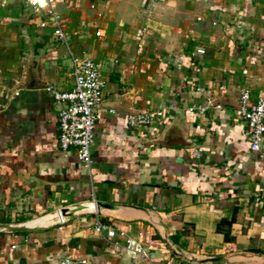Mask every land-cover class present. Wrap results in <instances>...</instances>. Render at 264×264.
<instances>
[{
    "label": "crops",
    "instance_id": "1",
    "mask_svg": "<svg viewBox=\"0 0 264 264\" xmlns=\"http://www.w3.org/2000/svg\"><path fill=\"white\" fill-rule=\"evenodd\" d=\"M49 6L62 37L46 8L0 0V222L82 200L116 207L0 233V264H264V138L253 151L236 112L242 90L264 98V0ZM73 56L105 81L88 166L60 150L46 90L71 87ZM138 112L150 124L131 126Z\"/></svg>",
    "mask_w": 264,
    "mask_h": 264
},
{
    "label": "built area",
    "instance_id": "2",
    "mask_svg": "<svg viewBox=\"0 0 264 264\" xmlns=\"http://www.w3.org/2000/svg\"><path fill=\"white\" fill-rule=\"evenodd\" d=\"M25 3L34 10L46 8L55 28L54 34L62 37L63 33L59 27V17L49 6V0L41 4L39 0ZM45 22L41 23L44 26ZM99 35V32H97ZM203 53L202 48L197 50ZM72 84L68 90H60L47 86L54 101L59 105L57 113L58 146L63 152L74 149L77 159L88 166L92 161L91 148L94 142V127L97 118V110L101 106L105 81L102 77L98 64L87 57H72ZM250 92L242 90L239 94L237 114L245 121L247 135L251 143V149L258 151L260 143L264 138V98H259L250 103ZM152 116L148 113L138 112L128 115V123L131 126H144L150 124ZM95 229L102 233L106 231L107 236L116 234L109 225L95 222ZM127 252L133 255L146 256V251L141 243L135 238H128L125 244ZM57 264H74L69 257H64Z\"/></svg>",
    "mask_w": 264,
    "mask_h": 264
},
{
    "label": "water",
    "instance_id": "3",
    "mask_svg": "<svg viewBox=\"0 0 264 264\" xmlns=\"http://www.w3.org/2000/svg\"><path fill=\"white\" fill-rule=\"evenodd\" d=\"M1 109V106H0ZM113 204H106L99 200H82L73 204L65 205L58 209H53L42 215L17 222H0V233H26L39 229H45L57 225L65 218L79 213H98L100 208H115ZM222 256L206 258L204 261H220Z\"/></svg>",
    "mask_w": 264,
    "mask_h": 264
},
{
    "label": "clouds",
    "instance_id": "4",
    "mask_svg": "<svg viewBox=\"0 0 264 264\" xmlns=\"http://www.w3.org/2000/svg\"><path fill=\"white\" fill-rule=\"evenodd\" d=\"M31 2H32V3H36L37 0H31ZM39 2H40L41 4H43V3H44V0H39Z\"/></svg>",
    "mask_w": 264,
    "mask_h": 264
},
{
    "label": "trees",
    "instance_id": "5",
    "mask_svg": "<svg viewBox=\"0 0 264 264\" xmlns=\"http://www.w3.org/2000/svg\"><path fill=\"white\" fill-rule=\"evenodd\" d=\"M227 238V237H226Z\"/></svg>",
    "mask_w": 264,
    "mask_h": 264
}]
</instances>
